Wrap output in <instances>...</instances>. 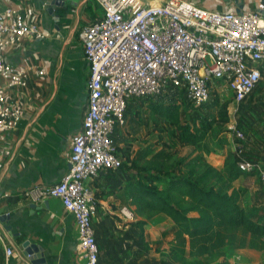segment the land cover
Returning a JSON list of instances; mask_svg holds the SVG:
<instances>
[{
  "label": "built area",
  "instance_id": "obj_1",
  "mask_svg": "<svg viewBox=\"0 0 264 264\" xmlns=\"http://www.w3.org/2000/svg\"><path fill=\"white\" fill-rule=\"evenodd\" d=\"M149 0H96L101 18L79 34L89 64L88 109L83 129L71 139L70 168L53 186H37L25 195L34 203L59 199L77 226L82 264H99L93 220L98 214L88 182L101 172L121 170L124 157L116 131L127 124L130 104L142 99L166 102L182 96L207 105L214 89L231 92L238 107L263 79L264 18L255 12H215L187 0L151 4ZM34 22L9 8L0 11V134L16 129L22 113L9 105L5 90L26 83V73L8 64L4 49L41 37ZM238 167L264 181L262 162L247 159L246 135L230 127ZM126 216L130 214L124 212ZM6 240L0 232V246ZM6 255L13 251L6 247Z\"/></svg>",
  "mask_w": 264,
  "mask_h": 264
},
{
  "label": "crops",
  "instance_id": "obj_2",
  "mask_svg": "<svg viewBox=\"0 0 264 264\" xmlns=\"http://www.w3.org/2000/svg\"><path fill=\"white\" fill-rule=\"evenodd\" d=\"M187 1L215 12H255L264 18V0ZM9 8L36 23L42 36L4 49L6 62L25 71L26 83L5 90L8 104L19 108L22 117L16 129L0 134V232L6 240L0 246V264H32L24 247L28 241L41 248L43 264H82L76 222L62 202L50 198L34 204L25 193L58 184L70 168L71 139L82 131L88 109L90 70L79 34L84 26L97 22L102 11L96 0H0L1 12ZM125 129L116 131L123 157ZM224 163L225 158L211 165L223 170ZM132 178L117 170L101 172L88 182L98 207L93 227L99 264H240L239 257L241 264H264V251L250 249L231 257L174 260L171 220L163 215L151 220L135 215L128 196ZM6 247L12 249L11 256L6 255Z\"/></svg>",
  "mask_w": 264,
  "mask_h": 264
},
{
  "label": "trees",
  "instance_id": "obj_3",
  "mask_svg": "<svg viewBox=\"0 0 264 264\" xmlns=\"http://www.w3.org/2000/svg\"><path fill=\"white\" fill-rule=\"evenodd\" d=\"M255 95L241 105L239 130L248 139L247 159L264 165V102ZM132 104L146 107L171 127V141L160 151L127 155L121 170L133 175L128 196L135 215L171 220L176 241L172 258L185 263L189 258L226 256V248L264 251V181L258 177L259 190L243 206L248 189L235 182L255 174L243 172L231 145L218 139L229 122L228 104H221L218 95L201 107L152 99ZM175 145L191 151L178 157ZM213 153H223V170L207 162L206 156Z\"/></svg>",
  "mask_w": 264,
  "mask_h": 264
},
{
  "label": "rangeland",
  "instance_id": "obj_4",
  "mask_svg": "<svg viewBox=\"0 0 264 264\" xmlns=\"http://www.w3.org/2000/svg\"><path fill=\"white\" fill-rule=\"evenodd\" d=\"M264 72V69H263ZM256 98L259 101L264 102V75L263 79L260 83L259 89L255 91ZM220 96L221 104H228V115L229 122L224 127V131L218 134L219 140H224L227 144H230L233 148V145L237 142L234 138L233 131L230 130V127L236 124L239 129V112L241 111V106L238 107L233 99V95L231 92H223L221 89L216 88L212 93L211 100L216 96ZM165 103H188L191 106H194L191 102L186 100L182 96H170L169 98H163ZM160 102V101H157ZM211 102V101H210ZM133 103V102H132ZM130 104L133 107L128 108L127 113V124L125 129L124 139L125 141H121L123 148L125 150L124 154L130 155L134 157L139 150L149 149L154 152H158L163 148V144L165 142H170V132L171 127L163 120H159L149 109L144 106H137L135 104ZM242 105V104H241ZM197 107V106H194ZM201 107V106H200ZM174 150L177 151V156L182 157L187 155L191 149L184 148L180 145H175ZM126 156H124V161L126 160ZM224 158L223 153H213L209 156H206L207 162L209 164H219L222 162ZM224 169V168H223ZM236 187H244L248 189V193L243 197L241 204L243 206L249 205L252 197L254 196V192L260 186V180L257 175L251 176L248 179L241 178L239 181L235 182ZM230 257L236 253L233 252L230 248H226L225 251ZM239 257V256H238ZM241 257L237 258L241 264ZM249 259V258H248Z\"/></svg>",
  "mask_w": 264,
  "mask_h": 264
},
{
  "label": "water",
  "instance_id": "obj_5",
  "mask_svg": "<svg viewBox=\"0 0 264 264\" xmlns=\"http://www.w3.org/2000/svg\"><path fill=\"white\" fill-rule=\"evenodd\" d=\"M24 247L27 250V254L29 260L32 264H43L44 263V256L42 255L41 248L37 247L36 245H32L30 241L26 242Z\"/></svg>",
  "mask_w": 264,
  "mask_h": 264
}]
</instances>
